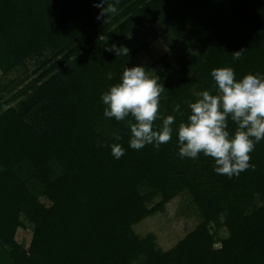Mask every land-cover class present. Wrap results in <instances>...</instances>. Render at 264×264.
Wrapping results in <instances>:
<instances>
[{"label": "trees", "instance_id": "16d2710c", "mask_svg": "<svg viewBox=\"0 0 264 264\" xmlns=\"http://www.w3.org/2000/svg\"><path fill=\"white\" fill-rule=\"evenodd\" d=\"M95 3L0 0V74L33 66L27 81L6 82L21 84L9 97L0 86V264H264V139L249 153L254 167L228 177L203 154L181 158L175 131L158 149L130 148L131 117H105L101 99L124 66H140L135 50L107 49L151 23L180 50L158 72L144 67L165 89L160 115H173L174 128L197 93L216 94L212 69L231 67L237 81L264 75V0H119L106 22ZM113 143L125 150L119 159ZM181 191L201 219L160 250L132 225Z\"/></svg>", "mask_w": 264, "mask_h": 264}, {"label": "clouds", "instance_id": "9594fccd", "mask_svg": "<svg viewBox=\"0 0 264 264\" xmlns=\"http://www.w3.org/2000/svg\"><path fill=\"white\" fill-rule=\"evenodd\" d=\"M115 3L97 0L94 7L99 8L97 19L103 22L117 14ZM108 51L116 56H127L128 49L113 44ZM246 52L240 49L232 53L234 60H239ZM142 66L123 67L120 81L110 85L101 95L105 105L103 115L117 121L127 120L130 130L129 147L140 150L146 145L157 149L171 141L173 132L177 134L178 151L181 158L196 159L200 154L214 160L217 174L232 177L250 167L249 153L255 144L264 139V75L246 74L237 81L231 67L211 70L216 94L204 90L197 93L195 102L188 101L189 114L175 128L173 115H160V98L165 91L158 82L159 78L150 77ZM112 79V74H109ZM180 112V105L173 108ZM160 124H156L157 120ZM235 123L233 133L228 130V122ZM122 137L115 136L119 141ZM103 147V142L97 141ZM111 154L119 159L124 155V148L119 143L108 145Z\"/></svg>", "mask_w": 264, "mask_h": 264}, {"label": "rangeland", "instance_id": "374dc122", "mask_svg": "<svg viewBox=\"0 0 264 264\" xmlns=\"http://www.w3.org/2000/svg\"><path fill=\"white\" fill-rule=\"evenodd\" d=\"M119 45L126 47L129 51L135 50L133 56L135 62L140 66H148L150 71L158 72L163 69V59L174 62L180 53L179 48L173 44L172 40L161 34V28L157 23L140 27L118 41ZM33 68L28 64L27 71L15 69L6 75L0 74V86L4 85L3 97L15 93L19 83L14 87H6V82L15 75L25 77L26 81L32 77L28 72ZM23 83V82H22ZM13 104V102H11ZM156 200V199H155ZM198 210L186 191L179 192L176 196L168 200L162 211L154 212L132 225L133 231L139 236L150 234L153 244L160 250L170 248L185 233L193 229L200 221ZM218 236H225L226 231L223 226L217 230ZM30 236V228L25 224V228H19L16 232V240L25 245ZM218 241L216 240L215 244Z\"/></svg>", "mask_w": 264, "mask_h": 264}]
</instances>
